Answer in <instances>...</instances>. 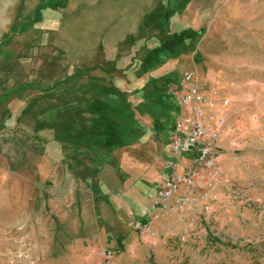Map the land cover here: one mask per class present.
<instances>
[{"label": "rangeland", "instance_id": "rangeland-1", "mask_svg": "<svg viewBox=\"0 0 264 264\" xmlns=\"http://www.w3.org/2000/svg\"><path fill=\"white\" fill-rule=\"evenodd\" d=\"M63 1L0 0V264H264V0H218V18L205 15L196 33L201 46L184 47L195 32L157 35L148 61L102 67L112 70L111 78L92 76L96 66L72 61L81 58L78 43L83 32L81 25L75 27L80 23L62 19L59 29L45 30L56 24L50 10ZM175 10L173 5L165 16ZM169 51L188 52L193 61L202 60L200 84L206 81L212 87L217 82L222 96L229 93L233 120L251 131L238 149L224 145L222 161L228 181L219 183L217 199L210 201L207 210L192 207L189 212L194 221L187 222L174 212L154 213V192L163 176L156 179L145 168L139 179L144 180L142 194L148 209L131 218L150 220L157 243L151 244L133 230L129 218L133 237L125 245H95V241L69 253L71 249L63 247L71 240L66 239L69 233H60L57 239L50 235V200L53 193L64 191H55L50 174L37 180L33 174L36 165L46 167L39 156L50 153L52 121L61 114L60 103L52 101L66 97L56 94L60 88L76 87L106 90L115 97V106L123 104L129 96L117 89L125 81L118 78V72L134 69L142 76L137 87L140 112L145 111L141 100H146V90L155 93L152 136L163 135L166 141L165 130L173 120L169 122L170 116L162 121L163 103L168 102L165 111L174 112L175 119L181 105L173 98L181 92L183 71L177 79L148 73L160 67L157 59ZM211 66L215 73L217 68L222 72L209 76ZM173 71L172 76L178 73L176 65ZM158 153L155 164L161 171L166 157ZM28 198L43 200L41 213L39 207L25 206ZM73 209L59 210L60 220L63 215L73 225L77 217ZM165 216L170 226L159 221ZM105 248L113 252L108 263L101 253Z\"/></svg>", "mask_w": 264, "mask_h": 264}, {"label": "crops", "instance_id": "crops-1", "mask_svg": "<svg viewBox=\"0 0 264 264\" xmlns=\"http://www.w3.org/2000/svg\"><path fill=\"white\" fill-rule=\"evenodd\" d=\"M173 5L176 10L165 16ZM56 6L55 10H50L56 24L51 23L45 30L59 29L62 19L75 25L80 23L75 27L80 28L81 25L83 32L82 39H79L81 43H78L81 58L72 61L92 64L97 67L92 70V76L106 78L113 77L110 74L112 70L105 69L107 64L148 61L157 35L195 32L184 47L201 46L196 33L204 16L211 15L209 19L213 16L217 19L220 7L218 0H64L61 6ZM157 61L161 62L160 67L148 73L155 77L177 79L181 71L193 66L197 73L203 70L202 60L193 61L188 52L176 55L169 51ZM174 65L178 73L172 76ZM218 72L222 70L217 68L215 73L212 66L207 71L209 76ZM118 74V78L125 81L117 89H122L129 96L123 99V104L120 102L115 106V97L106 90L76 87L60 88L56 94L66 97L52 101L60 103L61 114L52 121L50 153L38 155L46 167L36 165L33 174L36 180L50 174L55 191H64L61 195L53 193L50 200V235L57 239L60 233H69L66 239L71 240L63 244V247L71 249L69 253L75 252L78 246L83 248L95 244V241V245L104 243L116 247L128 243L133 237L128 226L129 218L134 214H144L148 209L142 194L144 180L140 181V174L149 168L156 179L164 176V168L160 171V166L155 164L159 158L156 153L159 152L161 157L167 155L170 124L165 130L166 141L163 135L155 139L152 136L156 124V112L152 109L155 93L146 90V100H141L146 107L141 113L137 87L142 76L134 69ZM86 95H99V98ZM74 96L83 97L76 99ZM173 99L177 101V98ZM99 102L103 110L97 108ZM167 103H163L165 115L162 121L171 116V123L174 112L169 114L165 111ZM232 106L229 103V108ZM189 159V154L183 156L184 161ZM24 204L26 207H39L38 211L42 212L41 198L25 199ZM71 208L77 215L73 225L72 220L68 217L64 220L63 215L61 221L58 213L59 210L70 212ZM152 210L155 213V208ZM168 218L160 217L159 221L170 226ZM153 226L157 227L155 223Z\"/></svg>", "mask_w": 264, "mask_h": 264}, {"label": "built area", "instance_id": "built-area-1", "mask_svg": "<svg viewBox=\"0 0 264 264\" xmlns=\"http://www.w3.org/2000/svg\"><path fill=\"white\" fill-rule=\"evenodd\" d=\"M179 86L176 98L181 110L170 126L165 174L154 192L155 210L174 212L193 222L189 210L195 206L207 210L210 201L217 199L219 183L228 181L222 161L224 145L238 149L251 131L233 120L230 94L222 96L217 82L212 87L206 81L200 84L198 73L191 69L183 71ZM186 154L188 162L183 160ZM129 225L146 241L157 243L150 220L131 218ZM101 253L108 263L112 250L105 248Z\"/></svg>", "mask_w": 264, "mask_h": 264}]
</instances>
